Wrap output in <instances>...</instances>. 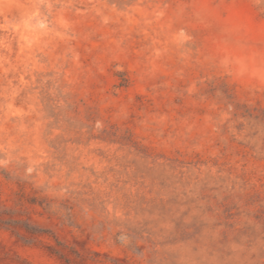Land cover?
<instances>
[{"label": "rangeland", "instance_id": "obj_1", "mask_svg": "<svg viewBox=\"0 0 264 264\" xmlns=\"http://www.w3.org/2000/svg\"><path fill=\"white\" fill-rule=\"evenodd\" d=\"M0 264H264V0H0Z\"/></svg>", "mask_w": 264, "mask_h": 264}]
</instances>
